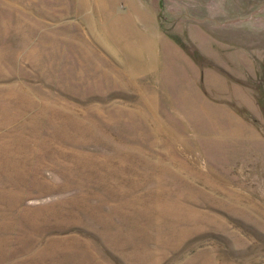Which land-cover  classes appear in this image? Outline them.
<instances>
[{
    "label": "rangeland",
    "instance_id": "rangeland-1",
    "mask_svg": "<svg viewBox=\"0 0 264 264\" xmlns=\"http://www.w3.org/2000/svg\"><path fill=\"white\" fill-rule=\"evenodd\" d=\"M0 264H264V0H0Z\"/></svg>",
    "mask_w": 264,
    "mask_h": 264
}]
</instances>
